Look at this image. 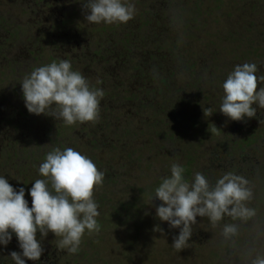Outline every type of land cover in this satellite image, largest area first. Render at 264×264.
<instances>
[{
    "label": "rangeland",
    "instance_id": "1",
    "mask_svg": "<svg viewBox=\"0 0 264 264\" xmlns=\"http://www.w3.org/2000/svg\"><path fill=\"white\" fill-rule=\"evenodd\" d=\"M56 1L57 8L49 10L56 37L36 41L29 8L39 3L46 12L51 1L0 0V24L19 32L13 45L4 44L9 36L0 27V176L17 191L24 188L31 207L29 190L36 179H44L39 165L46 154L54 148H73L104 172L102 185L94 188L100 230L86 231L77 253L59 249L60 237L54 233L41 237L38 231L43 254L38 261L25 258V264H252L264 257V108L253 105L255 117L234 121L219 110V98L217 109L210 114L206 111L211 116L187 107L173 124L168 112L151 119L143 113L131 116L134 105L126 102V86L136 74L137 98L150 86L154 72L169 78L176 92L194 91L188 88L189 80L207 69L206 59L216 64L218 59L234 58L232 67L255 63L257 76L264 75V1L253 0L242 10L245 3L241 0H226L220 6L217 0H199L205 5L199 11L197 0H126L135 5L134 18L126 24L89 23L80 0ZM194 19L204 24H194ZM229 32L244 41L238 46L224 45L219 38L224 41ZM188 33L195 39L188 38ZM251 38L258 41L254 50L247 41ZM61 59L69 60L73 70L103 89L97 121L66 125L51 116L30 114L25 107L23 77ZM189 60L199 65L189 69ZM136 66L149 67L144 72L149 77L137 73ZM218 66L209 67L212 76L202 77L215 89L234 70L231 64ZM200 98L202 104L208 103L204 93ZM40 118L46 121H41L43 128ZM195 122L202 123L194 128ZM210 125L217 130L209 131ZM24 134L33 141L24 142ZM32 152H41L43 159L34 160ZM173 163L183 166L188 181L199 171L212 186L227 172L244 177L252 196L243 203L255 214L248 218L224 215L215 223L207 216H197L187 247L176 250L173 239L180 229L159 220L156 207L162 202L153 197L161 179L171 174ZM226 225H234L235 234L225 235ZM12 251H22L14 237L7 246L0 244V264L3 260L14 264Z\"/></svg>",
    "mask_w": 264,
    "mask_h": 264
},
{
    "label": "clouds",
    "instance_id": "2",
    "mask_svg": "<svg viewBox=\"0 0 264 264\" xmlns=\"http://www.w3.org/2000/svg\"><path fill=\"white\" fill-rule=\"evenodd\" d=\"M80 2L86 10V21L93 24H126L135 15V5L126 0ZM257 72L255 63L238 64L223 82L219 110L231 120L255 117L257 108L253 105L264 108V87L258 90L264 75L257 76ZM101 83L97 80V84ZM20 84L30 114L51 116L66 125L99 119L103 89L91 85L81 72L72 69L67 59L34 68ZM206 111L211 113V109L204 110V114ZM170 171L161 179L153 197L162 202L156 207L159 220L180 229L173 239L176 250L187 247L197 216H207L215 223L224 215L248 218L255 214L243 203L252 196L244 177L227 172L212 186L199 171L188 181L179 163H173ZM39 173L44 179H36L29 190L31 207L25 199V189L17 191L0 176V244L7 246L15 233L22 251L10 253L14 264H25V258L40 259L44 249L37 239L38 231L41 237L49 231L54 233L60 237L59 249L77 253L85 232L100 230L94 188L102 185L104 172L89 157L71 147L54 148L39 165ZM156 230L162 231L159 227ZM235 232L234 225L224 228L225 235ZM252 264H264V257H257Z\"/></svg>",
    "mask_w": 264,
    "mask_h": 264
},
{
    "label": "trees",
    "instance_id": "3",
    "mask_svg": "<svg viewBox=\"0 0 264 264\" xmlns=\"http://www.w3.org/2000/svg\"><path fill=\"white\" fill-rule=\"evenodd\" d=\"M224 1L226 2V0H217L216 4L218 6H220L221 4L224 3ZM251 1H253V0H241V2L245 3L244 4L245 7L242 10L246 9V3L252 4ZM229 3L231 5L233 4V6L235 8L237 7L236 4H234L232 2H229ZM196 4H197V8L199 9V11H200V9L202 11L201 6H205V5H203L204 3L201 4L199 2V0H197ZM206 6H210V5L207 4ZM224 17H225V15H224ZM215 19H216V21H218V18H215ZM196 22H197V24H201V22H202V24H204V20H201V19L200 20L194 19V24ZM188 25H190V24H188ZM188 38L195 39V37L190 33H188ZM219 39L221 40V43H223L224 45H229L230 47H232L233 45L238 46L239 44H241L244 41L242 36H240L239 34L235 35V34H231L230 32L224 41H222V38H219ZM256 39L251 38V39L247 40L250 44L251 50H254L255 44L258 42ZM218 60L220 62L214 64L213 62L210 61V59H206L204 64H207V65H204V66H207V69L204 68L202 70L203 72L201 74L199 73L195 80H193V79H192L193 81L189 80L188 88L193 87L194 91L179 90L176 92L175 84L173 82H170L169 78L165 79V78L158 77V76H156V72H154L152 74L154 76V79L151 81L150 86H146L142 90L143 92H139L141 94H140V97L137 98V95L135 93V88H136L135 85L138 82V74H136V78H134L126 86L127 87L126 88L127 94L129 93L127 95V98H126V100H127L126 102H131L134 105L133 106L134 108L131 112V116L132 115L136 116V115H140L141 113H143L142 114L143 117H146L147 119H151L152 116L156 117L159 112L162 114L168 112V116L170 117V119L174 118L173 124H175L176 123L175 121H177V119H179L182 114L184 115L186 113V111H187L186 109H188L187 107H193V108L195 107L196 111L198 113H204V110H206L207 108L217 109L216 107L218 106V104H217L218 99L222 98V96L224 95L222 85H223V82L226 80L227 75L225 74L223 76V78L221 79L222 82L218 85L217 89H215L213 84L207 85L206 83H204V81L206 79H202V77L203 76H212L210 68H218L219 67L218 65H220V64H226V65L231 64V70H233V68L235 67V66L232 67V64L235 63V62H233L234 58L229 59V60H227V59H218ZM237 60H239V58H237ZM209 63H211V64H209ZM198 65H199L198 63L192 62L191 60H189L187 63V68L193 69V68L197 67ZM136 67H135V70L137 71V73L141 72L142 75H144L146 77H149V76H148V74H144L145 70L146 69L148 70L149 67L152 69L154 68L153 65H150L149 67H147L144 70L140 66H136ZM257 68L259 69V67H257ZM221 73L224 74V71H221ZM166 76H167L166 74L163 75V77H166ZM158 80H160V81H158ZM202 93H204L205 96H207L206 100L208 103L205 105L202 104L203 99L200 98V95ZM197 96H198V98H197ZM133 97H135V98H133ZM212 115H214V114H212ZM21 116H23V115H21ZM206 116H211V115L206 114ZM41 121H43V122H46V121L41 120V118L38 121L40 128H43L45 124H42ZM201 123L195 122L194 128H196V126H198ZM21 125H22V122H21ZM133 126H138V125L133 124ZM207 126L208 125H206V127ZM216 128L213 125H210L209 131L215 132L217 130ZM147 132H148V129L146 130V133ZM24 135L27 136L26 134H24ZM29 141H33V140H31V137L28 136V138H26L24 142L29 143ZM92 148H94V146H92ZM92 150H94V149H92ZM32 153H33L32 157L35 155L34 160L43 159L42 158L43 155H41V152H38V153L32 152ZM32 157L30 156V157H28V159H30ZM9 231H11V230H9ZM12 237L17 239L15 233L12 234ZM7 263L8 262L6 260H3L1 264H7Z\"/></svg>",
    "mask_w": 264,
    "mask_h": 264
},
{
    "label": "flooded vegetation",
    "instance_id": "4",
    "mask_svg": "<svg viewBox=\"0 0 264 264\" xmlns=\"http://www.w3.org/2000/svg\"><path fill=\"white\" fill-rule=\"evenodd\" d=\"M46 0H42V2H45ZM51 1L48 4L49 9L45 12V10L42 8V6L39 3H35L34 8L32 7L31 9L29 8V15H33V25L32 28L33 30L36 32L37 34V40L36 41H40V39L44 38V37H56V24L55 23H51L50 22V15L52 13L49 12V10L52 12L54 11V9H56V0H49ZM46 13V15H44ZM43 19V21H42ZM0 27H3V29L6 30V32H8V36L9 39H5V43L4 44H9V45H13L16 41L14 40L15 38L18 37L19 32L18 31H8L7 28H5V26L0 24ZM66 32L59 34L58 38H62V36L65 34ZM56 45V44H55ZM36 59V58H35ZM32 61V60H31ZM37 61V59H36ZM35 61V62H36ZM27 64V59L23 58V65ZM33 66V65H32ZM23 115L25 112H22ZM25 138H28V135L25 136Z\"/></svg>",
    "mask_w": 264,
    "mask_h": 264
}]
</instances>
